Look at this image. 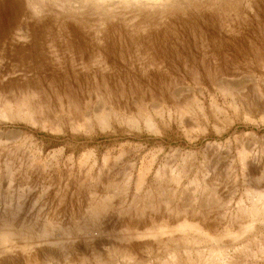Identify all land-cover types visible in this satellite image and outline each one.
<instances>
[{"label":"rangeland","instance_id":"rangeland-1","mask_svg":"<svg viewBox=\"0 0 264 264\" xmlns=\"http://www.w3.org/2000/svg\"><path fill=\"white\" fill-rule=\"evenodd\" d=\"M92 13L0 0V264H264V0Z\"/></svg>","mask_w":264,"mask_h":264},{"label":"bare ground","instance_id":"bare-ground-1","mask_svg":"<svg viewBox=\"0 0 264 264\" xmlns=\"http://www.w3.org/2000/svg\"><path fill=\"white\" fill-rule=\"evenodd\" d=\"M57 7H60L63 12L68 15L75 13H89L105 15V17L120 14L123 11L142 13L147 16L162 15L170 10L183 9L190 4V0H48ZM39 14V10H36ZM92 13V14H93ZM126 14V13H125ZM245 165V164H244ZM262 198L254 199L250 207L241 208V213H247L252 221H258L259 218L264 216V201ZM200 205V204H199ZM201 206V205H200ZM207 207V206H206ZM205 208V207H203ZM206 210V209H205ZM204 211V210H203ZM203 222V221H202ZM196 223V222H195ZM200 223V222H199ZM205 226V225H204ZM182 230L193 229L199 231L204 238H211L209 231L206 232L204 227L193 223L185 222L180 227ZM198 232V233H199ZM170 234V233H169ZM157 235V234H156ZM161 235V234H159ZM205 235V236H204ZM183 240L193 241L194 244L197 239H189L183 237ZM215 241L213 238L211 242ZM177 252V251H176ZM175 251H171L170 261L171 264H181V260ZM179 253V252H178ZM188 255L187 262L189 264H237L229 257L227 251L220 245H211L210 250L203 254L197 253L198 258H195L191 252L186 251ZM232 256V255H231Z\"/></svg>","mask_w":264,"mask_h":264}]
</instances>
